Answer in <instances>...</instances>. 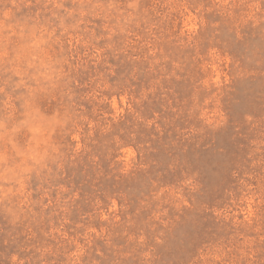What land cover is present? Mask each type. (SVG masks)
Listing matches in <instances>:
<instances>
[{"label":"rangeland","instance_id":"obj_1","mask_svg":"<svg viewBox=\"0 0 264 264\" xmlns=\"http://www.w3.org/2000/svg\"><path fill=\"white\" fill-rule=\"evenodd\" d=\"M0 264H264V0H0Z\"/></svg>","mask_w":264,"mask_h":264}]
</instances>
